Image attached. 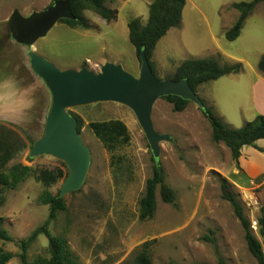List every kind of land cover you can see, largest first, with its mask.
I'll list each match as a JSON object with an SVG mask.
<instances>
[{"label":"rangeland","instance_id":"1","mask_svg":"<svg viewBox=\"0 0 264 264\" xmlns=\"http://www.w3.org/2000/svg\"><path fill=\"white\" fill-rule=\"evenodd\" d=\"M240 1L250 0H186L180 25L158 41L152 56L154 73L160 79L172 78L188 58L241 63L239 73L205 82L196 89L205 105L233 127L264 113V72L258 67L264 54V1L248 16L240 36L228 40L225 32L240 15L232 4ZM53 2L0 0V125L16 131L26 143L8 166L24 163L36 170L52 171L61 165V160L51 155H29L43 135L51 95L31 69L26 47L11 37L8 24L15 8L29 14ZM119 2L108 3L118 10L112 25H99L105 19L88 11L90 29L59 21L36 41L34 49L60 69L87 65L99 71L110 61L138 76L141 63L129 40L128 22L134 17L147 21L149 6L143 0ZM69 111L82 120L80 133L90 148L91 164L83 186L65 196L67 210L51 221L49 229L67 238L79 264H123L145 242L151 243L153 264H258L248 248L245 228L232 204L222 197L221 180L226 178L233 185L264 249L257 224L264 206V170L248 169L240 159L237 163L225 143L214 140L212 125L196 103L190 101L183 111H175L166 98L155 102V128L172 137V141L161 142L158 158L128 106L108 101ZM112 119L126 124L130 140L110 151L90 125ZM248 146L264 153L261 144ZM248 149L243 147V157ZM157 162L176 193V201L164 202L158 193L154 216L142 220L140 199ZM65 178L48 190L59 193ZM44 189L32 175L4 194L0 216L16 240L29 237L47 220L50 206L38 200ZM0 247L15 254L7 264H23L17 242L0 240ZM48 257V238L40 233L29 246L27 261L40 264Z\"/></svg>","mask_w":264,"mask_h":264},{"label":"trees","instance_id":"2","mask_svg":"<svg viewBox=\"0 0 264 264\" xmlns=\"http://www.w3.org/2000/svg\"><path fill=\"white\" fill-rule=\"evenodd\" d=\"M113 1L71 0V8L76 18H64L60 21L68 24L70 27L90 29L92 25L85 15L86 10L96 12L107 21L116 20L118 10L108 6V3ZM262 1L264 0L240 1L232 4V7L237 9L240 15L235 23L225 32L228 40H235L240 36L246 19L257 4ZM185 5L186 0H152L149 5V17L145 24L140 17H134L129 20V40L135 47L140 62L141 53L145 50L153 68L152 56L158 41L171 28L180 25ZM241 67V63L221 64L213 57L188 58L179 64L172 78L176 80L188 78L191 86L196 91L197 87L205 82L216 80L227 74L239 73ZM258 67L264 72V54L258 63ZM163 98L173 103L175 111H183L190 102L187 99L172 94L163 96ZM203 112L212 125L214 140L216 142H224L237 163L244 146H255L259 139H264V114L256 115L255 118L246 121L241 127H233L224 122L210 106L205 105ZM77 117L78 130L80 131L82 120L79 116ZM90 126L96 137L110 151L118 146L127 144L130 140L128 128L122 120L112 119L93 122ZM25 144L23 137L16 131L5 125H0V205L4 203V194L8 189H16L20 183L33 175L45 187L38 200L41 204H48L50 206L49 216L44 224L36 228L29 237L19 240H16L10 234L9 230L4 226V218L0 216V240L17 242L21 249L20 257L23 264H29L27 261L29 246L36 239L37 235L42 233L48 238L49 257L42 259L40 264H79L78 256L71 249L67 238L63 235L52 234L49 229L51 221H54L61 211H66L68 206L65 197H59L60 192L53 194L48 188L68 175L69 172L65 171L68 167L63 161H60L61 165L55 167L52 171L46 169L36 170L24 163L8 166L9 162L26 147ZM29 159L31 160L30 157ZM221 190L222 197L232 204L236 216L240 219L246 230V240L250 252L256 258L258 264H264L262 243L252 230L251 221L246 216L243 204L234 191L233 185L226 178H222L221 180ZM158 193L164 202L173 203L176 201V193L166 182L164 169L157 162L152 175L147 179L145 192L140 199V219L145 220L154 216L157 209ZM257 224L259 233L264 237V206L261 208ZM150 248L151 243L145 242L136 255L123 264H153ZM14 256L13 252L6 251L3 247H0V264H7ZM221 264L225 263L222 262Z\"/></svg>","mask_w":264,"mask_h":264},{"label":"water","instance_id":"3","mask_svg":"<svg viewBox=\"0 0 264 264\" xmlns=\"http://www.w3.org/2000/svg\"><path fill=\"white\" fill-rule=\"evenodd\" d=\"M64 18H76L71 0H55L46 8L29 14L15 8L8 18L11 37L26 47L31 69L51 95L43 135L36 140L29 155H51L67 165L69 173L62 182L59 197L83 186L91 164L90 148L78 130V117L69 111L70 108L108 101L128 106L135 113L155 158L160 156L161 142L172 141L170 134L155 128L152 117L155 102L172 94L196 103L202 110L205 108L188 78H158L145 50L141 53L138 76L125 70L120 63L110 61L102 64L99 71L87 65L80 69L58 68L40 55L34 44Z\"/></svg>","mask_w":264,"mask_h":264},{"label":"crops","instance_id":"4","mask_svg":"<svg viewBox=\"0 0 264 264\" xmlns=\"http://www.w3.org/2000/svg\"><path fill=\"white\" fill-rule=\"evenodd\" d=\"M125 1H128V0H120V2L118 3V5L122 2H125ZM148 6L150 5L151 1L152 0H143ZM115 2V0L113 1ZM117 5V6H118ZM117 8V7H116ZM88 11H91V10H86L85 11V15L87 16L88 14ZM100 16V15H99ZM101 17V16H100ZM149 17V15H148ZM103 18V17H102ZM104 19V18H103ZM148 20V18H147ZM147 21L143 22L144 24L146 23ZM114 22L112 21H107L105 19V21H102L100 20L99 21V25L102 24V25H112ZM101 27V26H100ZM88 30V29H87ZM264 114V113H263ZM256 143L258 144H261L262 146H264V139H259ZM245 147H248V151L246 150L245 152V156L243 157V155L240 156V162L241 160H243L244 162H246V166H248L247 168L248 169H254V170H264V153H262L261 151L259 150H256L255 148H253L252 146H244ZM243 149V148H242ZM243 153V151H242Z\"/></svg>","mask_w":264,"mask_h":264},{"label":"bare ground","instance_id":"5","mask_svg":"<svg viewBox=\"0 0 264 264\" xmlns=\"http://www.w3.org/2000/svg\"><path fill=\"white\" fill-rule=\"evenodd\" d=\"M5 107V106H4ZM1 108V107H0ZM7 108V107H6ZM3 111H4V109H3Z\"/></svg>","mask_w":264,"mask_h":264}]
</instances>
